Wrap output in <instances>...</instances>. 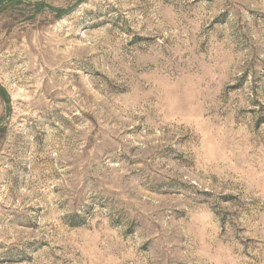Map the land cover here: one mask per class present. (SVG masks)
Instances as JSON below:
<instances>
[{"label":"rangeland","instance_id":"374dc122","mask_svg":"<svg viewBox=\"0 0 264 264\" xmlns=\"http://www.w3.org/2000/svg\"><path fill=\"white\" fill-rule=\"evenodd\" d=\"M0 264H264V0H0Z\"/></svg>","mask_w":264,"mask_h":264},{"label":"crops","instance_id":"0c3cea01","mask_svg":"<svg viewBox=\"0 0 264 264\" xmlns=\"http://www.w3.org/2000/svg\"><path fill=\"white\" fill-rule=\"evenodd\" d=\"M3 115V107H2V104L0 102V117Z\"/></svg>","mask_w":264,"mask_h":264}]
</instances>
